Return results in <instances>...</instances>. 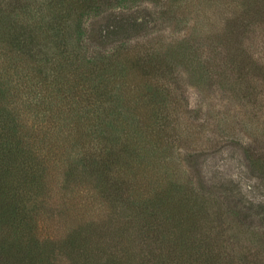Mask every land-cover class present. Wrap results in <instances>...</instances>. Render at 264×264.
Instances as JSON below:
<instances>
[{
    "label": "rangeland",
    "instance_id": "1",
    "mask_svg": "<svg viewBox=\"0 0 264 264\" xmlns=\"http://www.w3.org/2000/svg\"><path fill=\"white\" fill-rule=\"evenodd\" d=\"M234 4V0H97L93 4L92 14L80 19L85 29L82 41L77 44L87 61L103 60L102 56L112 48H119L125 58L139 52L144 56L162 53L160 57L169 58L175 68L165 74L157 70L154 73L155 79L164 76L163 89L170 98L175 95L181 106L177 114L164 110L169 112L166 113L168 124L156 139L171 147L173 156H168L171 164L166 161L170 150L163 147L156 157L161 159L160 166L156 163L153 168L150 163L149 167L129 169V174L133 171L146 183L143 187L152 192L150 196L143 199L138 196L130 202L122 200V194L119 196L116 191L119 200L103 198L100 190L107 183L98 185L97 177L66 182L59 172H64L66 164L73 162L68 156L70 148L62 150L58 143L61 128H46L40 118L36 119L37 115L42 116L44 107L35 106V113L27 115L25 107L20 105L18 108L24 112L28 127H32L31 132H24V137L32 142L34 154L30 163L24 165L22 191L16 179L5 191L17 200L19 209L18 217L9 221L14 224L12 227L11 224L0 227L3 245L11 244L13 239L7 236V231L14 235V228L15 235H24L30 225L45 245L44 250H51L52 245L64 242L70 230L82 220L101 218L107 230L102 231L111 243L98 258L99 264H105L106 260L108 264L264 263V75L224 74L213 70L211 64L221 63L214 51L226 42L222 30L226 26L225 18L237 13L233 12ZM243 11L245 8L241 7L238 12ZM125 17L128 20L125 26L135 24L131 31L111 36L105 46L93 41L107 22ZM259 23L258 27V22L249 27L257 29L252 28L253 32H249L253 37L246 39L263 67L264 22ZM182 44L187 50L174 58L172 53L180 50ZM188 57L193 59L189 68L185 66ZM200 65L210 75L199 77L196 70ZM134 73L132 85L138 86L140 95L144 94V75ZM133 90L132 94L136 87ZM89 140L87 133L82 135L84 145L76 147L72 156L78 152L88 155ZM79 167L83 170L82 164ZM27 173L29 181L25 180ZM44 176L49 185L47 182L39 185V179L41 183ZM123 176L126 178L123 182L135 179L131 175ZM168 179L179 186L170 195ZM116 180L117 183H112L116 188L121 187L124 179ZM8 205V200H3L0 209L5 210ZM142 212L143 216L156 212L155 239L137 232L139 221L133 217ZM173 217L181 221L175 222ZM125 221L126 226L120 228ZM174 222L177 225L173 226ZM123 238L127 240L122 242ZM131 243L134 249L128 250ZM55 251L53 264H70L69 256L59 248ZM113 254L120 259L118 263L111 259Z\"/></svg>",
    "mask_w": 264,
    "mask_h": 264
},
{
    "label": "trees",
    "instance_id": "2",
    "mask_svg": "<svg viewBox=\"0 0 264 264\" xmlns=\"http://www.w3.org/2000/svg\"><path fill=\"white\" fill-rule=\"evenodd\" d=\"M88 1L93 2L0 0V202L8 200L9 203L7 209H0L2 229L6 225H14L9 221L18 217L19 209L17 200L5 191L15 179L22 191L24 165L30 163L31 154H34L32 142L24 137V132H31L32 127H28L24 112H20L18 108L20 105L25 107L27 115L35 113V106L44 107L42 116L37 115L36 119L40 118L46 128H61L57 135L58 143L62 150L70 148L68 156L73 162L66 164L64 172H59L66 182L71 184L77 180L97 177L98 185L103 181L107 183V186L100 190L103 198L119 200V194H122V200L130 202H134L138 196H141V199L146 198L152 192L145 191L147 187L143 186L146 183L137 178L138 175L133 171L129 174V169L140 165L149 167L150 163H153V168L156 163L160 166L161 159L156 157L163 147L166 151L170 150L166 161L171 164L168 161V156H173L171 147L163 146L156 139L161 136L162 128L168 124L166 113L169 112L164 110L167 108L177 114L181 106L175 95L170 98L168 92L163 89L164 76L155 79L154 73L157 70L158 73L165 74L175 71V68H172L169 58L160 57L162 53L144 56L139 52L135 56L127 55L129 58H125V53L122 54L119 48H112L102 56L103 60L87 61L78 45L84 37L85 29L80 19L84 20L92 14L95 9L93 4L97 0ZM234 2L233 12L237 13L225 18L226 26L222 30L226 42L214 51L221 63H211L214 66L212 69L224 74L238 73L241 77L254 74L262 77L264 65L262 67L252 53L246 38L253 37L250 33L253 32V27H249L254 26L255 22H258L256 27L261 25L259 21L264 22V0ZM241 7H244L245 11L238 12ZM74 13L77 18L73 17ZM112 17L116 19V15ZM126 21L127 17L107 22L100 28L93 41L105 46L106 39L111 36L131 31L135 24L125 26V23L128 24ZM87 38L90 39L88 34ZM186 50V45L182 44L180 50L174 51L172 56H182ZM187 62V68L193 65L191 57H188ZM196 71L199 77L209 74L201 65ZM134 72L144 75V94L138 93L137 85L135 93L132 94L135 87L132 85L134 81L131 76H134ZM142 113L147 115L142 116ZM86 133L90 138L88 155L78 152L72 156L76 147L84 145L81 137ZM192 136L191 132L189 137ZM81 164L83 170H80ZM32 175L35 178L36 174ZM123 175H131L135 179L123 182L126 180ZM171 176L173 175L169 174V177ZM121 177L124 180L119 189L115 183L118 182L116 179ZM136 179L141 181H134ZM25 180L29 181V173L25 174ZM40 180L41 178L39 185L45 182L49 185L45 176L41 183ZM113 181L115 183H112ZM169 182L170 195L179 190V186L175 181ZM103 192H106V196ZM49 207L53 208L51 205ZM49 207L47 206L48 209ZM262 211L264 212V206ZM26 212L24 206V213ZM155 214L156 212H151L143 216L142 212L140 216L133 217L139 221V235L144 233L148 238L155 239L153 229L158 227L155 224ZM173 219L181 221V218ZM175 222L173 226L177 225ZM125 226L126 221L121 223L120 228ZM102 229L107 231L101 218L82 220L70 230L64 242H58L52 245L53 249L46 251L45 245L35 235L34 227L28 225L24 235H15L16 229L12 228L14 235L6 232L7 236L13 237L11 244L3 245V241L0 242V264H53L57 256L55 248L70 257V264H99L98 258L111 243L106 240L108 237ZM2 236L3 234L1 238ZM126 240L123 238L122 242ZM133 249L134 245L131 243L128 250ZM110 257L114 263L120 260L115 254ZM105 264H108L107 260Z\"/></svg>",
    "mask_w": 264,
    "mask_h": 264
}]
</instances>
